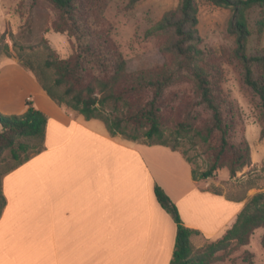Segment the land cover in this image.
I'll list each match as a JSON object with an SVG mask.
<instances>
[{
  "label": "trees",
  "instance_id": "trees-1",
  "mask_svg": "<svg viewBox=\"0 0 264 264\" xmlns=\"http://www.w3.org/2000/svg\"><path fill=\"white\" fill-rule=\"evenodd\" d=\"M45 1L58 12V19L53 22L54 30L73 38L74 48L68 57L60 58L48 47L42 66L35 70L29 65L28 69L58 106L74 110L86 119L101 120L111 135L122 134L131 140L140 138L149 145H164L178 151L173 142L180 137H190L208 154L207 166L198 175L200 179L213 176L223 167L233 176L249 163L248 144L245 140L237 142L234 139L239 132L238 114L233 104L221 95L219 69L205 60L200 46L197 0H178L176 8L165 12L148 29V34L161 37L158 49L166 57L165 64L134 71L127 70L125 59L108 31L82 19L79 0ZM138 1L128 0V5L131 7ZM203 1L233 10L230 31L236 34L235 57L241 66L242 81L257 96L264 115V74L255 73L253 69V65H258L264 70V53L246 55L245 52L250 34L247 10L254 5L264 9V0ZM260 24L263 23L260 21ZM46 70L50 71L49 76ZM181 80L192 84L195 100L180 109L183 116L180 113L172 117L173 126L168 133L163 120L167 105L162 104V98L166 89ZM25 105V111L20 114L0 112V156L9 149L17 161L8 171L45 147L49 117L30 100H26ZM199 107L207 113L203 118ZM261 136H264V127ZM191 174L196 180L193 170ZM153 192L159 205L176 224L169 264H213L218 260L215 252L232 241L240 246L247 245L259 228L263 229L261 246L264 249V192L253 195L222 237L199 251L195 250L192 237L201 232L183 223L177 205L160 185L155 183ZM5 202L0 187V217ZM251 257V253H246V260L250 261Z\"/></svg>",
  "mask_w": 264,
  "mask_h": 264
},
{
  "label": "rangeland",
  "instance_id": "rangeland-1",
  "mask_svg": "<svg viewBox=\"0 0 264 264\" xmlns=\"http://www.w3.org/2000/svg\"><path fill=\"white\" fill-rule=\"evenodd\" d=\"M79 1L82 5L80 11L82 19H87L95 25L98 24L108 31L111 40L119 47L128 71L153 69L165 64L166 57L158 49V40L161 37L156 34L150 35L147 31L165 12L176 8L178 0H139L131 7L128 5V0ZM197 7L200 46L204 51L205 60L219 69L218 79L221 95L233 104L235 113L238 114L239 132L234 139L237 142L246 141L249 146L250 161L233 176L223 167L216 170L213 176L200 179L198 175L208 163V154L203 146L187 136L178 138L177 142H171L176 144L178 152L190 164L191 170L197 176V179L193 180L200 190L219 193L232 200H242L245 204L256 193L264 192V136H261L264 115L258 105L257 96L242 81L241 66L235 57L236 34L230 31V25L234 20L233 10L231 7L216 6L203 0H197ZM246 18L250 31L246 41V55H262L264 53V9L254 5L247 10ZM57 19V10L45 0H39L38 3H33L32 0H0L1 113L12 115L22 112L26 100L30 99L27 95L33 96L34 90L30 85L31 83L33 85L32 81L37 82L28 66L33 65L35 70H38L46 58L48 47L60 58H66L73 52V38L66 33L57 32L53 28V22ZM260 21L263 23L262 25ZM23 69L26 70V73L19 75L18 71L21 72ZM253 69L255 73L262 72L264 74V70L258 65H253ZM45 72L49 76L50 71L46 70ZM27 73L31 76H26ZM193 100H195L194 89L192 84L187 81H178L164 91L162 104L167 105V110L163 115V120L165 119L168 133L173 126L172 117L180 113L183 116L184 112H180V109ZM59 107L71 117L85 124L84 118L81 117L83 115L80 116L74 110L65 109L64 106ZM198 110L201 111L202 118L207 115L201 107ZM56 128L65 131V127L59 124ZM53 134L48 127L46 137L49 144L58 145L65 142V132L64 136L57 134L53 138L54 141L51 139ZM116 138L123 142L132 141L147 144L140 138L131 140L122 134H116ZM44 149L45 147L42 150ZM42 150L34 157L44 154L45 152ZM34 157H30L29 160L27 159L8 171L17 164V161L11 156L9 149L2 152L0 156V187L4 190L6 202L0 220L7 212V223L46 222L52 225H47L49 230L44 231L47 238L41 237L30 241L28 236V240L19 246H13V243L7 244L8 239L3 238L0 242V264H56L57 256L63 254L65 256V201H63L65 164H62V159L61 163L48 173L54 182L46 181L49 182V185L45 183L43 185L44 181H42L36 185L38 187L37 203L33 204V199L27 203L35 206H32L29 212L16 211V208L19 207L15 206L14 201L15 203L19 201L15 199V185L9 186L8 182L13 180L14 175L17 174L16 171L20 170L22 165L26 166ZM71 172L78 175L74 179L77 184H80L83 176L87 174L82 168L81 171L75 168ZM91 174L94 175L95 172ZM6 176L7 186H4L3 177ZM10 177L12 179H9ZM187 203L195 205V207L208 205L206 212H209L213 207L212 203L216 204L217 202L205 197L193 199ZM187 203L186 206L189 207ZM210 204L211 206H209ZM219 204L224 206L225 212L228 210L226 205ZM186 206L184 210L189 211L190 207L186 208ZM238 213H236L235 219L218 235L207 238L201 233L195 234L192 237L195 250H203L207 245L221 238L226 229L235 222ZM189 214L192 213L189 211ZM225 215L224 213L223 217ZM192 221L200 223L197 218L196 220L192 218ZM200 224L207 229L213 225V223ZM262 235L263 229L259 228L253 232L249 243L245 246H240L232 241L227 247L215 252L214 255L218 260L213 264H264V249L261 246ZM112 247L117 248L116 245ZM99 248L100 250L96 252L101 255L99 264H131L123 262L121 259H114L115 254L113 257H109L107 253L116 252L115 249L107 246H99ZM124 248L128 247H120L121 251ZM248 252L252 254L250 261L245 259ZM18 260L20 262H17ZM41 260L46 261L41 262Z\"/></svg>",
  "mask_w": 264,
  "mask_h": 264
},
{
  "label": "crops",
  "instance_id": "crops-1",
  "mask_svg": "<svg viewBox=\"0 0 264 264\" xmlns=\"http://www.w3.org/2000/svg\"><path fill=\"white\" fill-rule=\"evenodd\" d=\"M24 73L25 69L18 71L19 75ZM32 82L30 86L34 90L33 96H27L35 108L48 115L46 134L50 127L54 133L51 139L54 141L57 134L64 136L65 132V142L49 144L45 135V149L42 150L45 153L36 157L33 155L34 159L26 166L22 165L8 185H15V199L19 201H14L15 206L19 207L16 211L29 212L35 205L27 203L32 199L33 204L37 203L36 185L42 181L43 185L54 182L48 173L63 160L65 256H57L56 264H99L101 255L96 253L100 250L99 246L115 249L116 252H108V256L113 257L115 254L114 259L123 262L169 264L176 224L156 200L153 192L155 183L177 205L183 223L199 230L207 238L222 232L244 206L242 200H232L219 193L200 190L192 178L190 164L178 151L164 145L119 141L116 135L109 134L101 120L86 119L80 115L84 118V124L71 117L45 93L39 83ZM25 109L26 105L22 107V112ZM57 124L65 127V131L57 129ZM75 168L78 171L82 168L87 173L80 184L74 182L78 175L71 171ZM92 172L95 174L92 175ZM3 179L4 186H7V176ZM205 197L217 202L212 203L211 212L205 211L204 217L200 212L196 215L194 212V216L189 214L190 217L188 213H192L194 208L185 211V204ZM218 202L226 205L228 210L225 212L224 206ZM224 212L226 215L223 217L221 213ZM6 215L7 212L0 220V242L7 238V244L19 246L28 240V236L30 241L47 238L44 231L49 230L47 225L51 223H7ZM219 215L222 218L216 222ZM201 217L205 218L204 221ZM192 218H197L202 224L213 225L207 229L192 221ZM115 245L117 248L112 247ZM125 246L128 248L121 251L120 247Z\"/></svg>",
  "mask_w": 264,
  "mask_h": 264
},
{
  "label": "bare ground",
  "instance_id": "bare-ground-1",
  "mask_svg": "<svg viewBox=\"0 0 264 264\" xmlns=\"http://www.w3.org/2000/svg\"><path fill=\"white\" fill-rule=\"evenodd\" d=\"M188 205H189V207H190V205L191 204H189V203H187ZM198 205H199V202H198ZM185 206H186V204H185ZM206 206H208V205H205V207H203L202 205L201 206H198V207H196V209H195V206L194 205H191V207H190V210H191V208L193 209V207H194V209L192 210V214L191 215H193V213L195 212V214L194 215H196V213H199L200 212V214H201V216H203L204 217V213H205V211H206ZM209 206H211V204L209 205ZM189 207H187L186 206V208H189ZM186 211V210H185ZM197 211V212H196ZM211 212V211H210ZM188 213V212H187ZM225 213V212H224ZM224 213H221V215H223ZM218 214V213H217ZM216 214V216H218ZM226 214V213H225ZM188 215H189V213H188ZM193 215V216H194ZM209 216L210 215H212V213L211 214H208ZM190 216V215H189ZM206 216H207V214H206ZM206 216H205V218H206ZM191 217V216H190ZM203 217H201L202 218V220L204 221V219H203ZM219 217H221L220 215H219ZM219 217H216L217 218V220L216 221H218L219 220ZM206 219H208V216H207V218ZM201 223H202V221H201ZM205 223H206V221H205Z\"/></svg>",
  "mask_w": 264,
  "mask_h": 264
}]
</instances>
